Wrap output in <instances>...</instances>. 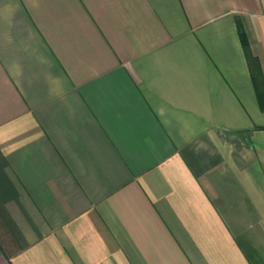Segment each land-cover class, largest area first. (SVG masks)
Returning a JSON list of instances; mask_svg holds the SVG:
<instances>
[{"label": "crops", "instance_id": "1", "mask_svg": "<svg viewBox=\"0 0 264 264\" xmlns=\"http://www.w3.org/2000/svg\"><path fill=\"white\" fill-rule=\"evenodd\" d=\"M0 264H264V0H0Z\"/></svg>", "mask_w": 264, "mask_h": 264}, {"label": "trees", "instance_id": "2", "mask_svg": "<svg viewBox=\"0 0 264 264\" xmlns=\"http://www.w3.org/2000/svg\"><path fill=\"white\" fill-rule=\"evenodd\" d=\"M240 39H241L243 47L246 49V42H245L244 36L241 31H240Z\"/></svg>", "mask_w": 264, "mask_h": 264}]
</instances>
